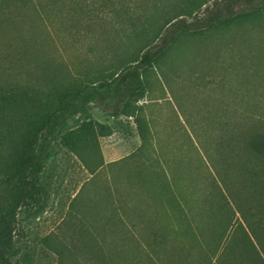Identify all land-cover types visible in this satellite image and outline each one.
Listing matches in <instances>:
<instances>
[{
	"label": "rangeland",
	"instance_id": "1",
	"mask_svg": "<svg viewBox=\"0 0 264 264\" xmlns=\"http://www.w3.org/2000/svg\"><path fill=\"white\" fill-rule=\"evenodd\" d=\"M139 2L125 3L153 19L154 4L175 0ZM108 4L75 0L1 23L0 73L77 89L107 77L151 35L136 15L129 24L96 13ZM249 10L238 25L179 36L118 116L90 100L41 134L9 264H264V157L247 148L264 138V12ZM84 122L111 134L69 152L60 139Z\"/></svg>",
	"mask_w": 264,
	"mask_h": 264
},
{
	"label": "trees",
	"instance_id": "2",
	"mask_svg": "<svg viewBox=\"0 0 264 264\" xmlns=\"http://www.w3.org/2000/svg\"><path fill=\"white\" fill-rule=\"evenodd\" d=\"M74 1L0 0V25L13 21L25 9H39L45 17L50 12L63 13L64 8ZM126 1L109 0L108 7L102 5L96 13L114 14L129 24L131 16L136 15L137 22L151 26V35L146 39L144 49L120 58L111 68L112 72L107 77L99 76L94 85L85 81L80 89L69 88L42 78L39 85L33 82V85L20 86L9 82L0 73V264H9L16 212L32 199L41 134L56 121H64L71 109L90 100L109 101L111 116H118L127 99L145 92L144 72L165 55L179 36L238 25L248 15L238 13L242 8L250 9L248 13L253 17L256 16V6L264 12V0H219L210 10L196 16L209 0H175L167 8L154 4L158 16L151 19L145 16L142 7L136 8L137 13ZM110 134L108 128L98 123L84 122L75 131L62 136L60 143L69 152L76 153L84 142ZM248 141L247 148L256 157L263 158L264 138L255 135Z\"/></svg>",
	"mask_w": 264,
	"mask_h": 264
}]
</instances>
